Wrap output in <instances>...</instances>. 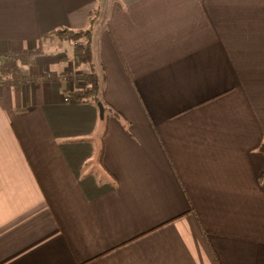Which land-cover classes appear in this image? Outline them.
Masks as SVG:
<instances>
[{"label":"crops","instance_id":"1","mask_svg":"<svg viewBox=\"0 0 264 264\" xmlns=\"http://www.w3.org/2000/svg\"><path fill=\"white\" fill-rule=\"evenodd\" d=\"M0 54V264H264V0H0Z\"/></svg>","mask_w":264,"mask_h":264},{"label":"trees","instance_id":"2","mask_svg":"<svg viewBox=\"0 0 264 264\" xmlns=\"http://www.w3.org/2000/svg\"><path fill=\"white\" fill-rule=\"evenodd\" d=\"M99 14V10L92 14L91 23L95 20L96 16ZM44 37L46 38H55L59 37L62 40H68L77 44L74 49L73 59L76 67L86 64L88 70L85 73V86L81 89L69 92L68 96L75 98L81 103L90 102L98 106V103L102 101L105 106L106 114H109L111 107L105 103L101 96V84L100 79L96 70V65L94 63L93 49H92V29L88 28L85 30H70L68 28H60L53 30ZM81 42V43H80ZM79 44V45H78ZM43 54V49L40 47L36 50L27 49V50H18L10 53H4L6 60L17 59L20 64L33 63L37 56ZM0 54V57L2 56ZM1 78L7 82L13 83L20 81L21 68L19 64H14L12 67H7V64L4 63L1 68ZM8 73V74H7ZM24 76V75H23ZM45 77L46 75H42ZM106 119V118H105ZM104 119V120H105ZM261 149L264 152V142L261 146ZM262 179H264V171L262 172Z\"/></svg>","mask_w":264,"mask_h":264},{"label":"rangeland","instance_id":"3","mask_svg":"<svg viewBox=\"0 0 264 264\" xmlns=\"http://www.w3.org/2000/svg\"><path fill=\"white\" fill-rule=\"evenodd\" d=\"M57 41H60L58 38H55ZM57 43H59V42H57ZM81 43V42H80ZM79 45V44H78ZM76 46H77V44H75L74 42H70V44H67L64 48H62V49H60V51L62 52V51H64V52H70L71 51V53H69V56H66V58H67V61H69L68 62V67H67V69L68 70H70V72L71 71H73V70H75V71H77L76 73H77V75H79L82 79H83V81L85 82V73H86V67H87V65L86 64H84V65H81V67L82 68H80V67H78L79 69L77 70V67L75 66V63L73 62L74 61V59H72L73 58V54H72V48H76ZM56 50H59V49H57L56 48ZM17 59H10L9 61H7L6 62V64H7V67L9 68V67H12L14 64V61H16ZM15 64H19V67L20 68H22V64H20V62L19 63H15ZM76 68V69H75ZM22 70V69H21ZM81 73V74H80ZM84 86H85V84H84Z\"/></svg>","mask_w":264,"mask_h":264},{"label":"water","instance_id":"4","mask_svg":"<svg viewBox=\"0 0 264 264\" xmlns=\"http://www.w3.org/2000/svg\"><path fill=\"white\" fill-rule=\"evenodd\" d=\"M98 107H99V110H100V116H101L102 118H104V116H105V106H104V104L102 103V101H100V102L98 103Z\"/></svg>","mask_w":264,"mask_h":264}]
</instances>
